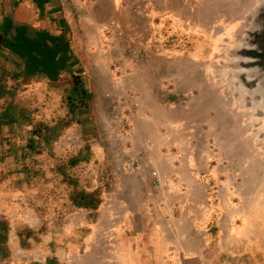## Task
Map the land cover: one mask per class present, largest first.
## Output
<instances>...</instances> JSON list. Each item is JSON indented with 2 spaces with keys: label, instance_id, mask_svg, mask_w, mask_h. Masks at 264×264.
Masks as SVG:
<instances>
[{
  "label": "crops",
  "instance_id": "0c3cea01",
  "mask_svg": "<svg viewBox=\"0 0 264 264\" xmlns=\"http://www.w3.org/2000/svg\"><path fill=\"white\" fill-rule=\"evenodd\" d=\"M107 1L0 0V162H53L56 182L71 188L40 209L12 199H47L45 188L0 183V264H264L263 190L226 187L234 174L218 159L219 148L235 147L218 88L206 82L212 93L187 98L205 80H136L131 51L109 47L113 32L99 28ZM33 112L67 123L35 125ZM66 132L83 144L59 150L89 168L72 181L50 149ZM127 163L139 167L127 172ZM47 205L63 215L44 224ZM32 211L46 231L23 252V213Z\"/></svg>",
  "mask_w": 264,
  "mask_h": 264
},
{
  "label": "rangeland",
  "instance_id": "374dc122",
  "mask_svg": "<svg viewBox=\"0 0 264 264\" xmlns=\"http://www.w3.org/2000/svg\"><path fill=\"white\" fill-rule=\"evenodd\" d=\"M107 3L106 14L102 13L105 20L99 28L106 34L113 32V36L105 37L109 47L116 40L119 48L131 51L128 59L137 63L136 80H205L203 90L200 81L190 86L187 98L206 89L212 93V85L206 82L213 83V89L218 88L214 104H219L220 122L230 129V136L220 131L219 137L235 140L234 148L218 150L221 165L229 160L234 174V182L226 187L240 188L239 184L245 181L252 189L263 190L260 200L264 203V0H108ZM30 120L38 125L35 113ZM38 122L51 128L67 123V119L51 114ZM60 138L56 145L51 141L50 149L55 147L54 158H64L61 168L65 179L71 175L68 179L72 181L75 173H88L85 164L71 166V158L58 148L65 143L71 149L70 154H74L83 144L77 133L66 132ZM76 144L74 151L72 146ZM0 148V156L8 153L7 144H0ZM52 163L41 166L0 162V183H6L8 188L24 184L28 189L25 180H29V185L33 183L29 190L35 191L37 183V188H45L48 195L42 199L35 193L23 201L16 195L13 203L41 209L45 200L51 205L56 194L55 198L60 194V199H68L70 182H56ZM234 199L238 201L237 197ZM48 208L47 205V212H39L44 216V224L63 215L49 212ZM35 216L33 211L23 213V252L34 248L37 235L46 231L45 227L36 229L31 222Z\"/></svg>",
  "mask_w": 264,
  "mask_h": 264
},
{
  "label": "built area",
  "instance_id": "2783aa9c",
  "mask_svg": "<svg viewBox=\"0 0 264 264\" xmlns=\"http://www.w3.org/2000/svg\"><path fill=\"white\" fill-rule=\"evenodd\" d=\"M54 145H56V144L54 143ZM72 147H74V145ZM137 167H139L138 164L127 163L126 166H125V169H126L127 172H131L133 169H136ZM156 185L157 186L159 185L158 181L155 182V186Z\"/></svg>",
  "mask_w": 264,
  "mask_h": 264
},
{
  "label": "bare ground",
  "instance_id": "6f19581e",
  "mask_svg": "<svg viewBox=\"0 0 264 264\" xmlns=\"http://www.w3.org/2000/svg\"><path fill=\"white\" fill-rule=\"evenodd\" d=\"M197 79V78H196Z\"/></svg>",
  "mask_w": 264,
  "mask_h": 264
}]
</instances>
